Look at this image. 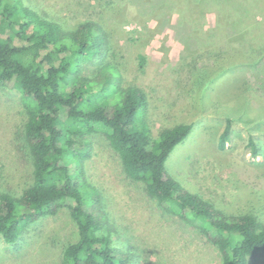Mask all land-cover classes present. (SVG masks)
I'll return each mask as SVG.
<instances>
[{"label": "trees", "instance_id": "16d2710c", "mask_svg": "<svg viewBox=\"0 0 264 264\" xmlns=\"http://www.w3.org/2000/svg\"><path fill=\"white\" fill-rule=\"evenodd\" d=\"M249 3L232 0L230 6L206 0V5H195L197 11L189 19L187 2L184 18L172 19L173 26L190 27L192 47L184 54L192 59L188 115H199L197 101L228 75L241 73L244 84L259 97L264 91V0ZM125 4L111 8L113 22L126 10ZM226 6L234 7L230 20L223 14ZM158 13L152 16L155 22ZM150 19L144 22L145 40L159 39L161 48L173 43L170 33L148 23ZM104 22L75 21L67 26L24 0H0V87L19 93L26 118L22 139L32 177L19 195L0 192V240L17 246L31 226L64 208L77 233L76 240L63 248L59 264H139L98 235L104 220L101 204L81 174L90 151L88 138L98 134L118 156L124 175L161 208L194 227L217 251L219 264H248L264 255L260 212L230 213L173 185L165 163L189 136L194 122L161 127L153 135L146 119L153 98L122 79L115 29ZM145 61L144 56L137 58L138 70ZM249 71L257 90L248 82ZM231 130L228 118L219 136L220 151L226 149ZM248 146L258 158L251 137Z\"/></svg>", "mask_w": 264, "mask_h": 264}, {"label": "rangeland", "instance_id": "374dc122", "mask_svg": "<svg viewBox=\"0 0 264 264\" xmlns=\"http://www.w3.org/2000/svg\"><path fill=\"white\" fill-rule=\"evenodd\" d=\"M205 1L126 0L125 4L115 0L107 6L109 0L24 3L63 25L87 20L111 25L122 79L153 98L146 117L153 135L161 127L194 122L189 136L165 163L167 176L176 189L200 195L230 213L258 211L264 219V91L259 97L244 84L241 73L228 75L197 101L199 115L190 116L186 111L191 101L188 84L192 59L184 54L191 49L192 40L190 27L182 23L173 26L172 19L184 18L187 2L191 19L196 6L206 5ZM222 1L232 6V0ZM256 1L241 0L252 5ZM121 3L126 10L113 22L110 13L121 8ZM226 7L223 14L230 20L234 7ZM157 12L155 22L152 16ZM148 18V23L163 33L169 32L173 43L161 48L159 39L146 41L144 22ZM139 56L146 60L142 70H138ZM246 77L257 90L253 72H247ZM228 118L232 119L230 141L220 151L219 136ZM25 121L19 93L0 87V192L19 195L32 181L31 163L22 139ZM250 137L257 143L258 158L253 157L248 146ZM88 140L89 156L83 161L81 174L101 204L104 220L99 236L107 237L118 251L139 264H219L217 251L194 227L161 208L124 175L118 156L101 135ZM76 233L69 212L62 208L31 226L19 245L0 240V264H59L63 248L76 240ZM248 264H264V255L249 259Z\"/></svg>", "mask_w": 264, "mask_h": 264}]
</instances>
